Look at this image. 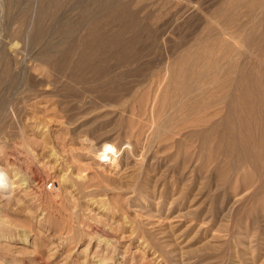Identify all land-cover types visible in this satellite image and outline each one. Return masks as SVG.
Returning a JSON list of instances; mask_svg holds the SVG:
<instances>
[{
	"label": "rangeland",
	"instance_id": "374dc122",
	"mask_svg": "<svg viewBox=\"0 0 264 264\" xmlns=\"http://www.w3.org/2000/svg\"><path fill=\"white\" fill-rule=\"evenodd\" d=\"M3 1L0 264H264V118H227L240 72L264 103V0H112L122 21L96 0H49L40 18V0ZM168 71L200 82L181 117Z\"/></svg>",
	"mask_w": 264,
	"mask_h": 264
},
{
	"label": "bare ground",
	"instance_id": "6f19581e",
	"mask_svg": "<svg viewBox=\"0 0 264 264\" xmlns=\"http://www.w3.org/2000/svg\"><path fill=\"white\" fill-rule=\"evenodd\" d=\"M1 1V0H0ZM3 1V0H2ZM5 1V5H6V7L4 8V9H6V8H10V4H11V2H13V0H4ZM3 1V2H4ZM17 1H20V0H17ZM46 1H49V0H40V3H39V6H38V8H39V13H38V16H39V18L40 17H42V14L44 13V4H43V2H46ZM94 0H92V2H93ZM57 2V1H56ZM126 2V1H125ZM138 2H142V0H137V3ZM1 3V2H0ZM114 1H112V0H96L94 3H93V6H98V9H99V11H100V13H101V15H103L104 17H108L109 18V16H111L112 17V15L115 13V14H117V11H119V21H122V20H125L124 18H126L127 17V13H126V11H123L122 10V6L121 7H119V6H114ZM182 3V2H181ZM219 3V2H218ZM118 4V3H117ZM136 4V3H135ZM139 4V3H138ZM177 4H179V3H177ZM191 4V3H190ZM193 4V3H192ZM227 4V3H226ZM4 5V4H3ZM90 5H92V4H90ZM184 5V4H183ZM251 5V4H250ZM134 6V5H133ZM139 6V5H138ZM153 6V5H152ZM188 6V5H187ZM224 6V5H223ZM227 6V5H226ZM240 6V5H239ZM247 6V5H246ZM126 7V6H125ZM175 7H180V5L178 6V5H176V6H174V8ZM189 7V6H188ZM194 7V6H193ZM173 8V7H172ZM181 8H183V6L181 7ZM218 8V7H217ZM225 8V7H224ZM11 9V8H10ZM81 9H82V7H81ZM84 9V8H83ZM83 9H82V11H83ZM90 9H92L91 7H85V11H83V13H82V15H81V17L83 18V19H88V18H90L89 17V11L88 10H90ZM177 9V8H176ZM176 9L174 10L175 12H176ZM184 9H185V6H184ZM183 9V10H184ZM191 9V8H190ZM193 9V8H192ZM192 9H191V12H192ZM197 9V8H196ZM179 10H180V8H179ZM179 10H177V11H179ZM182 10V9H181ZM132 11V10H131ZM193 11H194V9H193ZM249 11H250V8H249ZM255 11V10H254ZM257 11V10H256ZM114 12V13H113ZM8 13V12H7ZM91 13V12H90ZM180 14H181V12H179ZM187 13V12H186ZM249 13V12H248ZM256 13V12H255ZM2 14V13H1ZM180 14H179V17H180ZM184 14V13H183ZM92 15V14H91ZM178 15V14H177ZM190 15V14H189ZM256 15H258L257 13H256ZM9 16V15H8ZM8 16H7V18H8ZM166 16V15H165ZM174 16H175V14H174ZM182 16V15H181ZM188 16V15H187ZM10 17V16H9ZM96 17V16H95ZM183 17H184V15H183ZM253 17V16H252ZM256 17H259V16H256ZM6 18V17H5ZM102 18V17H101ZM130 18V17H129ZM176 18H177V16H176ZM186 18V17H185ZM184 18V19H185ZM107 19V18H106ZM178 19V18H177ZM234 19V18H233ZM1 20V19H0ZM118 20V19H117ZM179 20V19H178ZM177 20V21H178ZM240 20V19H239ZM247 20V19H246ZM258 20V19H257ZM264 20V19H263ZM2 21H3V19H2ZM89 21V23L90 24H92L91 23V21L90 20H88ZM87 21V22H88ZM94 21V20H93ZM182 21H184L183 20V18H182ZM8 22H10V18H8ZM22 23V18H21V21H19V23ZM70 22V21H69ZM68 22V23H69ZM180 22V21H179ZM256 22V21H255ZM182 23V22H181ZM214 23V22H213ZM230 23V22H229ZM228 23V24H229ZM250 23H251V21H250ZM260 23V22H259ZM9 24V23H8ZM7 24V25H8ZM95 24V23H94ZM93 24V25H94ZM125 24V23H124ZM253 24V23H252ZM89 25V24H88ZM87 25V26H88ZM137 25V24H136ZM136 25H134V26H136ZM217 25V24H216ZM230 25V24H229ZM226 26V25H225ZM233 26V25H232ZM242 26V25H241ZM91 27V26H90ZM227 27V26H226ZM234 27V26H233ZM62 28V27H61ZM67 28V27H66ZM70 28V27H69ZM137 28L139 29L140 28V30H141V26H137ZM240 28V27H239ZM245 28V27H244ZM243 28V29H244ZM264 28V27H263ZM6 29H8L7 27H6ZM63 30H64V28H62ZM219 29V28H218ZM223 29H225V28H223ZM238 29V28H237ZM246 29H248V28H246ZM63 30H59V31H63ZM66 30V29H65ZM64 30V31H65ZM71 30H72V28H71ZM144 30V29H143ZM198 30V29H197ZM8 31V30H7ZM69 31V30H68ZM206 31V30H205ZM224 31V30H223ZM226 31V30H225ZM261 31V30H260ZM264 31V30H263ZM67 32V31H66ZM231 32V31H230ZM8 33V32H7ZM6 33V34H7ZM61 33V32H60ZM65 33V32H64ZM69 33V32H68ZM72 33V32H71ZM99 33V32H98ZM221 33V32H220ZM225 33V32H224ZM229 33V32H228ZM20 34V33H19ZM63 34V33H62ZM90 34H94L93 33V31H92V33H90V30H88V35H89V38H90ZM251 34V33H250ZM8 35V34H7ZM87 35V36H88ZM95 35V34H94ZM207 35V34H206ZM17 36V35H16ZM201 36V35H200ZM262 36H264V35H262ZM91 37H94V36H91ZM220 37V36H219ZM246 37H247V35H246ZM88 38V37H87ZM206 39V38H205ZM214 39V38H213ZM248 39V38H247ZM262 40V39H261ZM218 41V40H217ZM264 41V40H263ZM215 42H216V40H215ZM247 42H248V40H247ZM202 43V42H201ZM200 43V44H201ZM134 44V43H133ZM195 45V44H194ZM216 45V44H215ZM251 45V44H250ZM252 45H254V44H252ZM263 45V44H262ZM198 46H199V44H198ZM255 46V45H254ZM191 47V46H190ZM211 47V46H210ZM3 48V47H2ZM1 48V49H2ZM203 48V47H202ZM218 48V47H217ZM0 49V50H1ZM206 49V48H205ZM208 49V48H207ZM219 49V48H218ZM262 49V48H261ZM211 52V51H210ZM221 52H222V50H221ZM217 53V52H216ZM218 53H220V52H218ZM127 54V53H126ZM2 55H3V53H2ZM7 55V54H6ZM5 55V56H6ZM86 55H88V53L86 54ZM185 55V54H184ZM187 55V54H186ZM196 55H197V53H196ZM212 55V54H211ZM222 55V54H221ZM11 56V55H10ZM117 56V55H116ZM130 56V55H129ZM195 56V55H194ZM9 57V56H8ZM13 57V56H12ZM93 56H87V57H85V58H87L89 61L91 60L90 58H92ZM120 57V56H119ZM132 57H134L135 58V56H132ZM138 57V56H137ZM168 57V56H167ZM189 57V56H188ZM223 57H224V55H223ZM6 58V57H5ZM10 58V57H9ZM42 58H43V61L44 62H49L50 61V59H52L53 58V56H51V51L49 50V49H47V48H45L44 49V51H43V53H42ZM182 58H185V56L183 57L182 56ZM181 58V59H182ZM187 58V57H186ZM186 58L185 59H183V61L182 62H184V64L186 65L189 61L188 60H186ZM189 58H192V59H194L193 57H189ZM188 58V59H189ZM84 59V58H83ZM116 59V58H115ZM119 59H122V58H119ZM119 59H117V60H119ZM138 59H139V57H138ZM198 59V58H197ZM227 59V58H226ZM10 60V59H9ZM14 60V59H13ZM117 60H115V61H117ZM149 60V59H148ZM156 60H158V59H156ZM191 60V59H190ZM217 60V59H216ZM215 60V61H216ZM220 60V58L218 57V61ZM53 61V60H52ZM80 61H81V59H80ZM92 61V60H91ZM126 61V60H125ZM132 61V60H131ZM136 61V60H135ZM160 61V60H159ZM162 61V60H161ZM160 61V62H161ZM188 61V62H187ZM195 61H196V58H195ZM218 61H216L214 64H216V65H218L217 64V62ZM229 61V60H228ZM12 62V61H11ZM83 62H85L86 63V61L84 60ZM88 62V61H87ZM129 62H130V60H129ZM132 62H134V61H132ZM158 62V61H157ZM193 62V61H192ZM229 62H231V61H229ZM80 63V62H79ZM78 63V64H79ZM162 63V62H161ZM180 63V62H179ZM190 63V62H189ZM194 63V62H193ZM193 63H192V65H193ZM219 63V62H218ZM248 63V62H247ZM84 64V63H83ZM122 64H123V62H122ZM125 64V63H124ZM157 64V63H156ZM160 64V63H159ZM177 64V63H176ZM221 64V63H220ZM223 64V63H222ZM230 64V63H229ZM244 64V63H243ZM81 65V64H80ZM153 65H155V64H153ZM169 65V64H168ZM173 66L172 67H175L174 66V64H172ZM184 65V66H185ZM197 65V64H196ZM195 65V66H196ZM216 65H214V66H216ZM240 65V64H239ZM82 66V65H81ZM140 66V65H139ZM171 66V65H170ZM220 66H222V65H220ZM220 66L218 65V67L220 68ZM152 67V66H151ZM155 67V66H154ZM177 67L178 66H176V69H177ZM182 66H180L179 68H181ZM193 66H191V68H192ZM217 67V66H216ZM240 67V66H239ZM252 67V66H251ZM169 68V66L167 67V69ZM183 68V67H182ZM186 68H187V66H186ZM244 68V67H243ZM83 69V68H82ZM81 69V70H82ZM153 69V68H152ZM174 69V68H173ZM188 69V68H187ZM213 69L215 70V68L213 67ZM80 70V71H81ZM183 70H184V68H183ZM217 70V69H216ZM223 70H225V69H223ZM230 70H232V68L230 69ZM234 70V69H233ZM242 70V69H241ZM244 70V69H243ZM92 71V74H93V77L94 78H96V77H98V78H100L99 76L100 75H102V72L103 71H99V70H97V68L96 69H93V70H91ZM142 71V70H141ZM169 71H170V69H169ZM168 71V72H169ZM173 71V70H172ZM172 71H170V72H172ZM174 71H175V69H174ZM179 71H181V70H179ZM187 71V70H186ZM186 71H182L183 73H185ZM220 71V70H219ZM69 72V71H68ZM104 72H105V70H104ZM107 72V71H106ZM136 72V71H135ZM152 72V71H151ZM168 72H167V75L166 76H170V79H167V81H168V83L170 84V86H172V87H174L175 88V93H174V95H173V97L175 96V101L177 100V99H179L177 102H179V107H180V104H181V102L183 101V97L185 96L186 97V93L187 92H185L184 90V88H186L185 86H187L188 85V83H190V82H193L192 81V79L195 77V75L194 76H192V77H187L185 74H183V73H181V74H175L174 72V74L173 73H170L169 75H168ZM218 72V71H217ZM239 72V71H238ZM249 72V71H248ZM255 72V71H254ZM111 73V72H110ZM109 72H108V74L109 75H111ZM143 73V72H142ZM141 73V74H142ZM166 73V72H165ZM191 73H193V72H191ZM219 73V72H218ZM245 71H244V75H245ZM69 74H70V72H69ZM91 74V75H92ZM107 74V75H108ZM113 74V73H112ZM143 74H145V73H143ZM147 74V73H146ZM224 74V73H223ZM231 74H232V71H230V76L228 75V73H227V75L229 76H226V77H228L229 79H232V77H231ZM240 75H241V72L239 73ZM249 74H250V72H249ZM255 74V73H254ZM259 74V73H258ZM84 75V74H83ZM104 75V74H103ZM108 75V76H109ZM122 75V74H121ZM129 75H131V74H129ZM156 75H158V74H156ZM155 75V76H156ZM160 75H162L161 73H160ZM165 75V74H164ZM164 75H162V77L164 76ZM216 75H217V73H216ZM233 75V74H232ZM236 75H238V73L236 74ZM239 75V76H240ZM65 76H67V75H65ZM106 76V75H105ZM138 76H140V74L138 75ZM145 76V75H144ZM159 76V75H158ZM218 76L219 75H217V77L216 78H218ZM238 76V80H236L237 82H234V84L235 83H238L239 84V86H238V88L235 90V86L237 85V84H235V86H233L234 87V90L235 91H232L231 92V96L233 97V98H235V99H233L232 98V100H231V102L230 103H226L227 104V109H228V114H227V118H235V119H237V121L241 124V125H245V127H247V125H249V118H250V116H252L254 119V121L255 120H258V119H261V117L262 118H264V116H263V114H262V108L264 107V103H263V98H261L259 101H252V103L251 102H248L247 100H246V98H245V95H246V91L244 92L242 89H243V87H244V84H245V79H243L245 76H243L242 77V75L239 77ZM250 76L251 75H249L248 76V78L247 77H245V78H247V79H249L250 78ZM259 76H260V74H259ZM107 77V76H106ZM115 77H117V76H115ZM114 77V78H115ZM124 77H125V75H124ZM124 77H122V78H124ZM136 77V76H135ZM147 77H148V75H147ZM146 77V78H147ZM154 77V76H153ZM153 77H152V79H153ZM157 77V76H156ZM197 77H199V76H197ZM202 77V76H201ZM201 77H199L200 79H201ZM237 77V76H236ZM253 77V76H252ZM69 78H74L73 80H79L80 81V79H81V75L79 76V77H76V75H74V74H71L70 76H69ZM103 78V77H102ZM108 78V77H107ZM107 78H105L106 79V84H109V83H111V85H112V79H107ZM110 78H111V76H110ZM141 78H143V77H140V80H141ZM169 78V77H168ZM203 78H205V77H203ZM203 78H202V80H203ZM216 78H213L214 80H217ZM220 78V77H219ZM218 78V79H219ZM258 78V77H257ZM261 78V77H260ZM263 78V77H262ZM68 79V78H67ZM97 79V78H96ZM121 79V78H120ZM148 80H149V78H147ZM196 79V78H195ZM212 79V78H211ZM212 79V80H213ZM235 79V78H234ZM246 79V80H247ZM264 79V78H263ZM118 81H119V79H117ZM142 80H144V79H142ZM156 80H157V78L155 79V82H156ZM161 80V79H160ZM199 80V79H198ZM201 80V81H202ZM255 80H256V78H255ZM254 79H253V81H255ZM96 81V80H95ZM115 81V80H114ZM113 81V82H114ZM162 81V83H163V80H161ZM161 81H158V82H161ZM166 81V80H165ZM221 81H222V79H221ZM228 81V80H227ZM233 81V80H232ZM231 81V82H232ZM116 82V81H115ZM157 82V83H158ZM194 82H197V81H194ZM194 82H193V84H194ZM214 82V81H213ZM212 81H211V83H213ZM218 82V81H217ZM217 82H214V83H217ZM247 82H249V81H247ZM252 82V81H251ZM90 83V82H89ZM92 83V82H91ZM97 83V82H96ZM96 83H94L95 85H96ZM104 82H102V84H103ZM148 83H150L149 81H148ZM167 83V85H169ZM197 83H200L199 81L197 82ZM222 83H223V81H222ZM221 82H220V84H221V87H223L224 85L222 84ZM252 83H254V82H252ZM255 83H257V82H255ZM254 83V84H255ZM105 84V83H104ZM113 84H115V83H113ZM187 84V85H186ZM219 84V83H218ZM220 84H219V86H220ZM264 84V83H263ZM93 86V87H95L96 88V86ZM160 85L161 86H158V84L156 85V86H158L159 88L158 89H160V87H162V84L160 83ZM165 85V84H164ZM190 85V84H189ZM191 85H192V83H191ZM223 85V86H222ZM231 85V84H230ZM230 85H228V86H230ZM249 85V84H248ZM252 85V84H251ZM258 85V84H257ZM106 86V85H105ZM105 86L103 87V88H105ZM109 86V85H108ZM108 86H106V87H108ZM218 86V87H219ZM250 86V85H249ZM255 86V85H254ZM114 87H115V85H114ZM165 87H166V85H165ZM168 87V86H167ZM190 87V86H189ZM246 87V86H245ZM263 87V86H262ZM94 88V89H95ZM112 88V87H111ZM120 88V87H119ZM163 88H164V86H163ZM171 90H172V88L171 87H169ZM173 88V89H174ZM191 88H192V86H191ZM220 88V87H219ZM250 88V87H249ZM257 88V87H256ZM106 89H108V88H106ZM105 89V90H106ZM162 89V88H161ZM188 90L187 91H189V88H187ZM221 89V88H220ZM224 89V88H223ZM222 89V90H223ZM255 89V88H254ZM91 90V89H90ZM164 90H165V88H164ZM169 90V89H168ZM251 89H248V91H250ZM92 91V90H91ZM91 91H89L90 93H91ZM94 91H96V90H94ZM117 91V90H116ZM161 91V90H160ZM163 91V90H162ZM192 90L190 89V92H191ZM253 91V90H252ZM255 91V90H254ZM259 91V90H258ZM263 91V90H262ZM113 92V91H112ZM124 92V91H123ZM122 92V93H123ZM165 91H163V93H164ZM170 92V91H169ZM257 92V91H256ZM260 92V91H259ZM116 93V92H115ZM120 92L118 91L117 92V94H119ZM162 93V94H163ZM171 93V92H170ZM253 93V92H252ZM125 94V93H124ZM165 94V93H164ZM163 94V95H164ZM172 94V93H171ZM188 94H190V93H188ZM248 94H250V93H248ZM114 95V94H113ZM126 95H127V93H126ZM163 95H162V97H163ZM184 95V96H183ZM252 95V94H251ZM261 95H262V93H261ZM125 96V95H124ZM131 96V95H130ZM254 96V95H253ZM256 96V95H255ZM123 96H121L120 94H119V96H118V100L120 101V98H122ZM161 97V98H162ZM224 97V96H223ZM225 97H226V94H225ZM257 97H258V95H257ZM256 97V98H257ZM108 98V97H107ZM166 98H172V95L171 96H169L168 97V93H167V97H165V95H164V97L161 99V101H163L164 100V102H166L165 100H166ZM230 98V97H229ZM249 98H251V96L249 97ZM110 99V98H109ZM141 100H140V103H139V100H138V103H139V107H133L132 108V110L131 111H134V110H136V108H138V110L137 111H139L137 114H144L145 115V113H143V111H144V109L146 110V104H144V102H142L141 103V101H142V99L144 100V98H140ZM147 99V98H146ZM188 99V98H187ZM225 99V98H224ZM258 99V98H257ZM155 100V99H154ZM153 100V101H154ZM169 100V99H168ZM173 100H174V98H173ZM222 100H223V98H222ZM171 101V100H170ZM214 101V100H213ZM218 101V100H217ZM219 101H221V97H220V99H219ZM225 101V100H224ZM169 101H167L166 103H168ZM172 102V101H171ZM170 102V103H171ZM221 102H223V101H221ZM226 102H228V100L226 101ZM153 103V102H152ZM156 103V102H155ZM163 103V102H162ZM161 103V104H162ZM166 103H165V105H166ZM174 102H172V104H173ZM169 104V103H168ZM178 104V103H177ZM145 105V106H144ZM157 105V104H156ZM214 105H216V103L214 104ZM213 105V106H214ZM220 105V104H219ZM149 106H151V108L149 107ZM148 107H149V109H150V113L153 115V117L155 116L154 114H153V110L155 109V105L154 104H150ZM170 106V105H169ZM173 106V105H172ZM204 106V105H203ZM209 106V105H208ZM147 107V108H148ZM166 107H168V106H166ZM171 109H173V107H170ZM201 108V107H200ZM199 108V109H200ZM148 109V110H149ZM165 109H167V108H165ZM169 109V108H168ZM171 109H170V111H171ZM148 110L146 111V113L148 112ZM238 110H240V113L238 112ZM166 111V110H165ZM182 108L180 107V108H178L177 110H176V112H175V114L177 115V114H179L180 115V117H181V114H182ZM145 112V111H144ZM167 112V111H166ZM174 112H173V114H174ZM184 112V111H183ZM165 114V113H164ZM199 114V113H198ZM166 116L168 115L167 113L165 114ZM169 115L171 116V113H169ZM169 116V117H170ZM182 116H183V114H182ZM152 117V116H151ZM168 117V116H167ZM166 117V118H167ZM252 119V118H251ZM168 121V120H167ZM169 121H170V119H169ZM168 121V122H169ZM194 121V120H193ZM253 121V122H254ZM264 122V121H263ZM165 123V122H164ZM167 123V122H166ZM257 123H259L258 121H257ZM260 123H262V122H260ZM168 124H170V122L168 123ZM168 124H165L166 126L168 125ZM172 124H173V122H172ZM163 126V128L164 127H166V126ZM260 125V124H259ZM258 125V126H259ZM264 125V124H263ZM250 126H251V123H250ZM257 126V127H258ZM169 127H171V125L169 126ZM263 127V126H262ZM262 127H260V129L262 128ZM248 128H250V127H248ZM169 129V128H168ZM254 129V128H253ZM263 129V128H262ZM166 130H167V127H166ZM172 130V129H171ZM252 130V129H251ZM264 130V129H263ZM170 131V130H169ZM255 131V130H254ZM250 140H252V139H250ZM84 142V141H83ZM254 142V141H253ZM83 145V144H82ZM85 145V144H84ZM126 149L127 148H130V147H128V146H126L125 147ZM105 152V151H104ZM258 152V151H257ZM115 154H116V152H115ZM245 154H246V152H245ZM100 155V154H99ZM117 155H119V154H117ZM116 156V155H115ZM259 156V155H258ZM98 157V156H97ZM111 157V158H110ZM117 157V156H116ZM119 157V156H118ZM118 157H117V159H118ZM257 157V153H256V151H254V150H252L251 151V153L247 156V155H245L244 156V159H248L249 160V162L250 163H256V161H258L257 159H258V157ZM107 158V160H108V158L109 159H111L110 161H111V163H113V164H115V160L116 159H114L113 158V155H110V154H107V153H103L102 154V156H101V159H106ZM120 161V160H119ZM118 162V161H117ZM120 163V162H119ZM119 163H116V164H119ZM108 166V165H107ZM114 167V166H113ZM116 167H118L117 165H116ZM15 173V172H14ZM26 183V182H25ZM27 184V183H26ZM252 193V192H251Z\"/></svg>",
	"mask_w": 264,
	"mask_h": 264
},
{
	"label": "built area",
	"instance_id": "2783aa9c",
	"mask_svg": "<svg viewBox=\"0 0 264 264\" xmlns=\"http://www.w3.org/2000/svg\"><path fill=\"white\" fill-rule=\"evenodd\" d=\"M47 185H49V184H47Z\"/></svg>",
	"mask_w": 264,
	"mask_h": 264
}]
</instances>
